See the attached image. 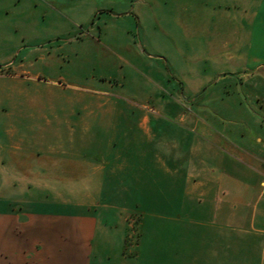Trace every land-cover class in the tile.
<instances>
[{
	"label": "rangeland",
	"instance_id": "rangeland-1",
	"mask_svg": "<svg viewBox=\"0 0 264 264\" xmlns=\"http://www.w3.org/2000/svg\"><path fill=\"white\" fill-rule=\"evenodd\" d=\"M80 1L0 0L16 22L48 17L38 39H0V73H12L0 75V144L46 164L28 173L43 198L91 210L89 264H214L200 250L213 257L204 224L219 221L183 194L181 117L215 125L213 80L256 50L264 0H88L103 10L86 26ZM81 29L86 39H68ZM258 255L221 264H264Z\"/></svg>",
	"mask_w": 264,
	"mask_h": 264
},
{
	"label": "crops",
	"instance_id": "crops-1",
	"mask_svg": "<svg viewBox=\"0 0 264 264\" xmlns=\"http://www.w3.org/2000/svg\"><path fill=\"white\" fill-rule=\"evenodd\" d=\"M75 7L81 26L103 10L88 0ZM47 18L38 16L32 25L29 16L16 22L0 13V39H11L19 31L24 42L38 39L47 32L41 27V21ZM81 31L68 39H86L88 30ZM254 46L256 50L243 66L225 68L213 80L220 83L210 98L217 105L214 126L192 114L181 117L189 123L187 128H179L184 142H189L187 161L181 165L186 168L183 194L199 198V213L219 221L204 224L216 237L202 245H214L213 257L200 250V256L214 264L238 258L248 263L255 251L264 262V29ZM3 73L0 75H12ZM205 83L199 88L207 86ZM149 119L145 115L142 122L147 124ZM193 151L198 153L197 159H192ZM45 166L29 148L0 144V264L90 263L89 251L96 234L91 210L63 199L43 198L37 185L31 186L32 182L41 184V179L32 180L28 173ZM226 224L231 227L228 231ZM204 231L208 233L209 229Z\"/></svg>",
	"mask_w": 264,
	"mask_h": 264
}]
</instances>
